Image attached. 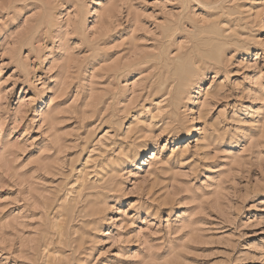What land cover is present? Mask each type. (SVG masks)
<instances>
[{
	"label": "clouds",
	"instance_id": "clouds-1",
	"mask_svg": "<svg viewBox=\"0 0 264 264\" xmlns=\"http://www.w3.org/2000/svg\"><path fill=\"white\" fill-rule=\"evenodd\" d=\"M147 6L0 0V264H264V0Z\"/></svg>",
	"mask_w": 264,
	"mask_h": 264
},
{
	"label": "rangeland",
	"instance_id": "rangeland-1",
	"mask_svg": "<svg viewBox=\"0 0 264 264\" xmlns=\"http://www.w3.org/2000/svg\"><path fill=\"white\" fill-rule=\"evenodd\" d=\"M160 2L163 3V0H160ZM154 3H155V0H148V6H147V12L152 13L153 15H155L156 11H159V9H154L152 7V5ZM96 8H97V5H93V9H96ZM169 10L170 11L172 10L171 6H169ZM89 19L91 21L95 18L90 17ZM157 19L163 20V17L162 16L157 17ZM152 23H154V21H148L147 25L150 27L152 25ZM107 31H108V29L106 27H104V26L100 27L99 33H98L99 37H103L105 32H107ZM121 31H123V29ZM116 35H118V34H113V35L107 37V39L108 40H114L116 38ZM148 39H152V36H149ZM148 51H149V49H143V50H141L140 54L146 55ZM110 55H115V52L110 53ZM10 72H11V69H9V71L5 73V77H7L10 74ZM248 74L251 75V73H248ZM38 75H43V74L40 73ZM3 78L4 77H0V79H3ZM48 86L51 87V84H49ZM7 87H11V84H9ZM21 87H24L28 91V96H32L34 94L31 90H28V86L18 85L15 92L13 93V97H12V100L10 103H12V104L15 103V100L17 98V94H19L21 96L23 95V93H20ZM49 95H51V93H49ZM46 99H47V96L42 98V100H46ZM40 103H41V101L37 102V107L39 106ZM226 103L233 104V103H235V101H227ZM244 103L245 104H251V101H245ZM89 123H94V121H90ZM65 127H71V125H65ZM21 131H23V129H21ZM17 135H19V133H17ZM38 135H39V133H34V136H38ZM36 151H37L36 149H32L31 151L27 152L24 155L25 161H27L29 159V157H32L36 153ZM16 194H17V189L9 187V188H5L4 190L0 191V198L15 197ZM257 199L264 200V196L257 197ZM254 202L255 201H250V204L254 203ZM19 207L20 206L18 205L17 208H15V209H9V212H15ZM7 215H8V213H5V216H7ZM261 216H264V212H262L258 209H255V208H252L245 213V217H247V218H258ZM247 231H248V238H247V240L244 241L245 244H248V243H251L254 241H258L261 238H264V230H262L261 228L250 229ZM220 247H221V245H218L212 241H207V242H204V244L202 246L198 247V250L199 251H212L213 249H217ZM113 251H116V249L113 248ZM191 258L192 257H190V259ZM49 259L51 261V264H57L58 256L56 253L50 252L49 253ZM16 264H28V261L25 259H21V260L17 261ZM200 264H210V262L205 260V261H201Z\"/></svg>",
	"mask_w": 264,
	"mask_h": 264
}]
</instances>
